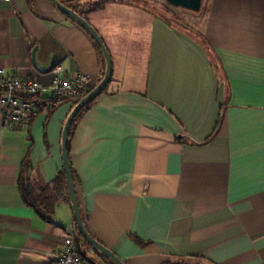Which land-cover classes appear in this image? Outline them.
<instances>
[{"label": "crops", "instance_id": "1", "mask_svg": "<svg viewBox=\"0 0 264 264\" xmlns=\"http://www.w3.org/2000/svg\"><path fill=\"white\" fill-rule=\"evenodd\" d=\"M61 1L112 64L68 148L89 235L123 264H264V0H206L200 28L142 0ZM50 63L90 85L106 68L91 36L49 0L0 1V69L48 87ZM73 101L23 128L0 124V264H50L74 229L66 182L55 225L18 186L23 174L40 190L62 171Z\"/></svg>", "mask_w": 264, "mask_h": 264}, {"label": "built area", "instance_id": "2", "mask_svg": "<svg viewBox=\"0 0 264 264\" xmlns=\"http://www.w3.org/2000/svg\"><path fill=\"white\" fill-rule=\"evenodd\" d=\"M51 73L50 85L43 87L36 79H21L0 69V124L3 128H23L40 109L52 110L64 100H76L88 93L92 81L88 75L63 77L64 69L61 65L54 66ZM46 91L49 95L44 96ZM50 264H88L78 254L72 227L68 228Z\"/></svg>", "mask_w": 264, "mask_h": 264}, {"label": "water", "instance_id": "3", "mask_svg": "<svg viewBox=\"0 0 264 264\" xmlns=\"http://www.w3.org/2000/svg\"><path fill=\"white\" fill-rule=\"evenodd\" d=\"M49 1L56 9H58L62 14L74 20L83 30H85L91 36V38L94 40L95 44L99 48L105 60L106 68H105L104 77L101 80V82L89 94H87L75 105V107L71 110L68 117L66 118L61 133V161L63 164V173L65 176V182H66L68 197L70 201V206L72 209L73 219L82 238L92 249V251L96 252L99 255L104 256L105 258L112 261L114 264H123V262L119 260L110 250L106 249L96 240H94L89 235L86 228L84 227L80 214L76 191L74 187L71 165L67 150L68 130L73 118L83 106H85L90 101L96 99L102 93V91L105 89V87L108 85L110 81L111 72H112L111 59L101 38L98 36L96 31L88 24V22L84 18H82L76 12L64 6L57 0H49ZM163 1L172 7L181 8L186 11L194 12V13L199 12L202 6V0H163ZM52 68H53L52 63H50L49 68L45 71L50 72ZM76 248L78 254L88 264H102L97 255L90 256L86 253L85 250H82L78 241H76Z\"/></svg>", "mask_w": 264, "mask_h": 264}, {"label": "trees", "instance_id": "4", "mask_svg": "<svg viewBox=\"0 0 264 264\" xmlns=\"http://www.w3.org/2000/svg\"><path fill=\"white\" fill-rule=\"evenodd\" d=\"M57 1L64 5V3L61 0H57ZM167 5L170 6L169 4H167ZM100 7H101V5H97L94 7V9H98ZM170 7H172V6H170ZM163 12L165 14V16L163 15V17L165 19L169 20L167 18L168 16L171 17L169 15V12L166 9H164ZM64 16L67 17L68 19H70L72 22H74L77 26H79L74 20H72L71 18H69L66 15H64ZM171 19L172 20H169V22H174V23H176L182 27H186L185 24H183V23L181 24L180 21L177 20L176 18L171 17ZM97 85H90L87 94H89ZM105 89L102 92H104ZM84 97H82V98H84ZM82 98H79V99H76L73 101V108ZM95 100L96 99L90 101L85 106H83L78 111V113L75 115V117L73 118V120L70 124L69 130H68L67 150L69 148L70 138L72 136L73 130L75 129L76 123L79 121V119L82 117V115L93 106ZM64 182H65V176L63 173V169H62V171H60L58 176L50 184H48L44 188H41L40 190H34L25 181L23 174L19 178L18 186H19L21 198H22L24 205L31 208L33 210L34 214L43 222L49 223L51 225H55V223L53 221L55 202L58 199L61 186H62V184H64ZM66 200L70 205L68 195L66 196ZM80 214H81V212H80ZM81 218H82V215H81ZM82 221H83V218H82ZM83 224H84V222H83ZM73 227H74V231H75V235H76V241L79 242L82 250H85L87 254L93 253L94 255H97L102 264H114L112 261L105 258L104 256L99 255L96 252L92 251V249L88 246V244L85 242V240L82 238L81 234L79 233V230L76 227L74 219H73ZM84 227H85V225H84ZM183 264H191V263H183ZM193 264H199V263H193Z\"/></svg>", "mask_w": 264, "mask_h": 264}, {"label": "rangeland", "instance_id": "5", "mask_svg": "<svg viewBox=\"0 0 264 264\" xmlns=\"http://www.w3.org/2000/svg\"><path fill=\"white\" fill-rule=\"evenodd\" d=\"M142 1L146 7L152 8L154 11H156L158 14L162 16L163 15L165 16L163 10L166 9L169 12V15L179 20L181 24L188 23V24H192L193 26H196L197 28H200V26L202 25L206 0H202L201 9L199 12L196 13L189 12L181 8L170 7L163 0H142ZM171 17L168 16L167 18L169 20H172ZM91 254L94 255L93 253Z\"/></svg>", "mask_w": 264, "mask_h": 264}]
</instances>
